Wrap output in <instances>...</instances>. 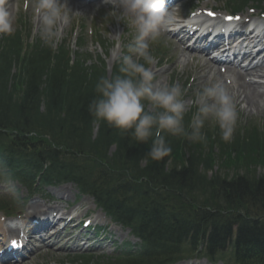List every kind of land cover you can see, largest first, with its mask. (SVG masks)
<instances>
[{
	"label": "trees",
	"instance_id": "obj_1",
	"mask_svg": "<svg viewBox=\"0 0 264 264\" xmlns=\"http://www.w3.org/2000/svg\"><path fill=\"white\" fill-rule=\"evenodd\" d=\"M15 50H13L14 52ZM36 66H33L35 68ZM57 74V73H55ZM82 76H79V80ZM81 79L84 84H70L67 89L63 86H54L51 96L56 102L55 109L49 107V114H59L64 111V121L72 132L80 130L77 140L83 145H76V154L86 155V166H76L58 160L55 151L48 152L50 169L53 177L67 176L75 178L80 171L87 170L95 158L106 156L108 147L117 142L118 151L112 158L113 166L120 169L119 175L128 172L130 183L140 186L135 182L143 177L146 184L153 187L167 186L173 189L175 199L180 202H189L191 199L199 206L215 203L226 209H150L148 203L142 209H108L116 218L133 227L136 234L140 235L146 251L139 257L127 256L106 264H165L176 261L188 254H194L199 250V245L208 239V254L211 259L218 256L240 264H264V178L249 180L246 177H238L228 183L221 177L215 176L211 181L206 180L205 173L200 174L198 167L203 164L209 168L213 162V152H204L201 142L192 143L182 141L186 138H172L166 136L172 147L170 155H174L181 167L165 169V158L154 161L149 158L146 167L140 166V160L151 147V139L142 144L135 141L129 132H122L102 121V129L99 139L91 144V125L95 118L89 113L88 105L96 97L95 84L99 76L91 80ZM36 77L33 76L28 83L23 102L16 104L0 102V111L4 119L15 116L16 119L27 124H37L46 118L39 112L35 96L31 88L36 86ZM6 99V97H4ZM4 99V100H5ZM187 124V123H186ZM258 136V135H257ZM250 137L247 142L236 141L233 145H224L225 155L232 157L231 150L235 151L236 161L246 164L264 163L261 156L264 155V142L261 138ZM72 144L76 141L74 135ZM42 166V165H41ZM115 175V174H114ZM114 175L110 174L111 177ZM205 202L202 203L200 201ZM261 205V206H260ZM258 207V209H253ZM207 219L212 225L207 237ZM237 226L236 238L232 243L233 251L227 253L233 237L234 227Z\"/></svg>",
	"mask_w": 264,
	"mask_h": 264
},
{
	"label": "clouds",
	"instance_id": "obj_2",
	"mask_svg": "<svg viewBox=\"0 0 264 264\" xmlns=\"http://www.w3.org/2000/svg\"><path fill=\"white\" fill-rule=\"evenodd\" d=\"M110 5L107 16L135 28V37L127 46L129 55L122 57L119 74L101 76L95 84L96 97L88 111L96 121H104L142 144L150 139L147 158L154 161L169 156L172 147L165 134L187 136L192 141L204 142L201 131L206 120H214L221 138H233L238 110L229 88L222 80H213L201 86L191 100L196 111L191 116L188 131L184 117L188 111L184 97L188 89L179 83L154 82L150 65L155 64L150 45L167 33L176 21L174 8H166V0H102ZM100 5H97L99 9ZM34 15L40 23V39L54 46L60 37V26L68 25L73 16L84 15L69 7V0H34ZM14 31L11 13L0 6V34ZM143 61V62H141ZM0 185L13 201H21L17 184L5 165L0 164Z\"/></svg>",
	"mask_w": 264,
	"mask_h": 264
},
{
	"label": "rangeland",
	"instance_id": "obj_3",
	"mask_svg": "<svg viewBox=\"0 0 264 264\" xmlns=\"http://www.w3.org/2000/svg\"><path fill=\"white\" fill-rule=\"evenodd\" d=\"M207 1L210 5H220V6L223 5V3L220 4L215 0H207ZM32 9H33V5H32ZM105 13L108 14L107 12H105ZM93 16H94V11L89 10L88 12L84 13V15L73 16L70 20V23L68 25H65L67 28H65L64 30H62V27L64 25H61L60 26V37H59L57 44H60L62 42V40L66 39L69 42H71L72 49L76 50V48H77L76 42H77L79 35H81V33L84 31L86 33V29H87L88 43L86 45V51H88L92 55L93 59H95L94 58L95 56L100 57V55L102 56V58H106L105 60L107 63V70H108V72H110L111 67L115 63L120 61L122 59V57L124 56L123 49H125V55H128V53H126L127 46L129 44H131L134 40V37L136 34L135 28L133 26H131L132 33L128 32L127 30H124L122 28V27H124L123 22L116 21L111 16H109L111 19V23H112L111 25L112 26L109 30V33L106 35V38L108 40L107 45H109V47H108L109 54L106 55V54H104V52L103 53L100 52L101 51L100 46L97 43H92V41H90L91 36H90V32H88V29L90 28V26L91 25H97L98 27H101V20H99L98 17L93 18ZM27 18H28V21H29L31 29H32L31 30L32 31V38L33 39L39 38L40 37V35H39L40 23H39L37 17L31 13V9H30V12H29ZM78 23H79V25H82V26L77 28L78 32H79L77 37L71 36V31H72L73 26L78 24ZM84 25H86V27H84ZM13 27H15V26L13 25ZM77 29L75 31V34L77 32ZM166 41H168V38L164 39L163 42H166ZM158 42H160V39L158 40ZM105 53H106V51H105ZM114 55H117V59L113 61ZM177 57H178V55H177ZM163 65H165V66H163ZM163 65L160 64L157 68H155V71H158L157 73H159L160 75L157 76L156 78H154V82H159L161 80L164 81L165 79L167 81V76H165V74H161L160 71L163 70V68L167 67L168 64H163ZM153 66H154V64L150 65L149 67L152 68ZM190 70H191V64L184 66L183 63H181V62L178 63V68L175 69V71H177L180 74V77L183 80H184V78L190 79V77H193ZM183 80H180V81H183ZM214 80H220V79L216 78ZM204 84H206V83H204ZM199 86L197 85L196 88L192 90V92H191L192 93L191 94L192 99L194 98L195 91L201 87V86L200 87ZM187 87H189V86L187 85ZM191 89L192 88H190L189 90L191 91ZM184 99L187 102L188 110H190L191 108H196L194 105H192V103H191L192 99L191 98L185 97ZM243 107H244V104L243 105L241 104L240 106H238V109L241 108L242 110H240L241 112H238L237 124L239 126H243L247 123H250V121H253L255 123L260 124L264 128V113L263 114L262 113H254V112L249 113L245 109H243ZM228 173H232V171H228ZM257 173L258 174H264L263 168H258ZM61 186L66 187V185H61ZM61 186L46 188V189L40 190V192L43 191V193L50 194V195L54 194L56 199L59 197L61 198V197H63L62 194L60 193V190L62 188ZM63 190H67L70 192L66 193L65 199L61 198V202L65 201L64 203L61 204V207L67 208L68 206H70L72 209L80 211L79 213L89 212V211L93 210V209H87V208L93 207L92 204H90L89 202H85V203H88V206L83 205V203H84L83 201H81L79 203L74 202V199H76L75 196L77 194V190L74 188V186H73V189H71L70 187H66V188H63ZM19 191L21 193V200H24V199L26 200L28 197L27 189L22 187V188H19ZM39 197H40V194L36 197L31 198L29 200L28 204H31L34 201H42ZM67 210H70V209H67ZM111 232H112V236L117 241L118 246L121 245L123 242L128 241V240L132 241L133 243H137V241L131 236V233L128 232V229L118 228V227L114 226V227H112ZM112 252H113L112 248H111V250H110V248H108V250H106V251L99 250L96 253H98V254H100V253L111 254ZM81 253L82 252H78V251L63 250L57 246L46 247L45 249L41 250V253L38 254L37 257L34 256L33 260H31L32 258L31 259L29 258L28 260H26L20 264H81V263H74V261H73L74 258Z\"/></svg>",
	"mask_w": 264,
	"mask_h": 264
},
{
	"label": "bare ground",
	"instance_id": "obj_4",
	"mask_svg": "<svg viewBox=\"0 0 264 264\" xmlns=\"http://www.w3.org/2000/svg\"><path fill=\"white\" fill-rule=\"evenodd\" d=\"M17 2V0H0V6H4L7 8V10L12 15V8L13 3ZM73 8H76L77 10H88L89 6L83 4V2L78 3H72ZM181 49V56L180 61H182L185 65L188 64L192 60V58L195 59V68H196V79L198 80L199 84L206 83L208 80H210L213 76V74H217L220 77L224 78V75L220 71L221 69L217 66H213L207 61H198L201 55L198 56L194 53H192L189 49ZM178 49V47H176ZM246 59H251V62L253 59L249 56L245 57ZM172 68L177 67V62L172 61ZM226 72L228 73L227 76H231L233 78L231 83H228L225 80L226 86L229 88L230 93L232 94L234 101L236 103V106H238L240 103L246 104V110L247 111H260L264 109V81H258L256 78H264V60L261 63H258L256 65H253L250 68L247 69H239L236 68L233 65H226ZM204 73L203 76H201V73ZM208 73V78H206ZM226 76V77H227ZM225 77V79H226ZM32 209L31 212L34 213H40L45 212L47 209H43V206L35 202L31 206ZM42 208V209H41ZM55 210V209H54ZM61 211V210H59ZM53 213V212H52ZM65 214V213H63ZM54 221V220H53ZM4 231L2 227H0V232ZM6 233V231H4ZM16 229H7V234H15ZM41 248L36 249V254L39 253V250Z\"/></svg>",
	"mask_w": 264,
	"mask_h": 264
},
{
	"label": "snow or ice",
	"instance_id": "obj_5",
	"mask_svg": "<svg viewBox=\"0 0 264 264\" xmlns=\"http://www.w3.org/2000/svg\"><path fill=\"white\" fill-rule=\"evenodd\" d=\"M209 15H213V13H209ZM226 19H228V20H233V19L238 20L239 17H226ZM12 246H17V242L16 241H12Z\"/></svg>",
	"mask_w": 264,
	"mask_h": 264
}]
</instances>
